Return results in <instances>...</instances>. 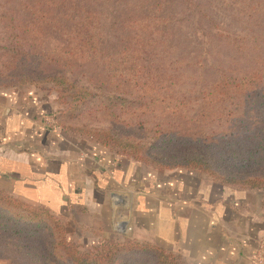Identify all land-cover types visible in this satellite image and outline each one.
I'll use <instances>...</instances> for the list:
<instances>
[{
  "label": "rangeland",
  "instance_id": "374dc122",
  "mask_svg": "<svg viewBox=\"0 0 264 264\" xmlns=\"http://www.w3.org/2000/svg\"><path fill=\"white\" fill-rule=\"evenodd\" d=\"M138 1L0 0V88L15 87L39 98L48 116L47 127L59 128L84 148L100 143L160 169H188L166 168L170 160L187 153L207 157L213 169H196L259 208L264 200V102L256 95L259 88L255 83L249 86L250 91L209 94L213 73L206 72L205 66L213 61L196 23L184 26L182 20L169 22L168 33L171 29L170 34L182 35L187 29L190 37L173 46L166 40L168 48L162 52L171 63L163 64L146 52L134 53L132 61L149 59L145 67L153 70V78L151 73L142 76L138 71L126 75L102 60L127 43L126 21L138 12ZM232 2L214 0L211 8L227 29L225 34L242 36L251 44L264 24L258 28L238 20ZM84 9L101 15L104 40L98 58L74 54V32L80 27L76 15ZM175 10L179 9L168 7L159 14L166 17ZM241 44L236 46L243 48ZM245 53L242 58H246ZM174 58L179 62L173 72ZM238 61L240 70L234 75L242 79L246 74L244 60ZM83 93L85 99L80 98ZM116 96L118 100L112 101ZM195 174L192 177H200ZM158 175L163 176L162 172ZM197 178H192L193 182ZM5 206L7 210L0 205V214L5 217L0 218V249H6L1 264H73L59 244L62 235L82 251L95 252L96 246L107 241L122 244L111 264H159L153 252L130 246L136 241L157 243L135 237L131 223L124 222L119 213L99 221L48 214L38 218L44 214L37 207L13 206L8 201ZM119 212L125 214L126 209ZM118 222H124L123 229L117 228Z\"/></svg>",
  "mask_w": 264,
  "mask_h": 264
},
{
  "label": "crops",
  "instance_id": "0c3cea01",
  "mask_svg": "<svg viewBox=\"0 0 264 264\" xmlns=\"http://www.w3.org/2000/svg\"><path fill=\"white\" fill-rule=\"evenodd\" d=\"M47 119L36 96L0 88V188L64 218L119 213L135 237L189 264H253L264 238V200L252 207L199 169L155 168L100 143L84 148L48 128Z\"/></svg>",
  "mask_w": 264,
  "mask_h": 264
},
{
  "label": "trees",
  "instance_id": "16d2710c",
  "mask_svg": "<svg viewBox=\"0 0 264 264\" xmlns=\"http://www.w3.org/2000/svg\"><path fill=\"white\" fill-rule=\"evenodd\" d=\"M138 2L136 4L138 12L132 14L126 21L129 29V33L125 38V42L127 43L121 45L120 50L117 49L108 56H104V59L102 58L109 68L124 72L126 75L128 72L133 73L135 71L141 72L142 76L151 73L149 77L153 78V70L146 71L145 67L146 63L150 64L149 59L142 57L143 59L139 60L137 57V60L132 61L134 53L137 55L138 52H146L147 56L152 54V56L162 61L163 64L171 63L162 52V48H168L166 40H169V45L173 46L175 42H182L184 39H190V37L189 32H187L189 30L187 29L182 30V35L178 33L170 34L171 29L168 33L166 28H169V22H171V19L175 21L182 20L184 21V26H188L189 24L187 23H196V26L200 28L199 33L206 37L209 44L206 52L213 61L211 65L207 61V65L205 66L206 72L213 73L211 86L208 88L209 94L250 91L249 86L255 83L256 87L259 88L256 95L260 96L263 100L262 102H264V29L259 33V36L253 39L251 43L253 45L251 46L249 42H244L245 38L242 36L235 37L225 34L224 31L227 29L215 17V8H211L214 0H139ZM231 6L239 16L238 20L243 19L247 24L252 23L258 28L264 24V0H233ZM168 7L178 8L179 10L168 12V16L166 17L159 14ZM80 11L81 13L76 15L80 27L74 32L77 37L76 53L74 54L80 57L89 55L93 58H98L101 56V43L104 40V31L100 22L101 15L96 10L84 9ZM233 17L237 16L234 14ZM179 32L182 33L180 29ZM237 43H242L241 46L243 48L237 47ZM135 47L138 48L136 49ZM85 48L88 50H84ZM240 51L241 54H238ZM244 51L246 52V58H242L241 56L242 54L244 55ZM238 58L244 60L243 70L246 74L242 79H238L234 75L235 71L240 70ZM230 61L233 63L229 64ZM178 62V59L174 58L175 65L171 67L173 72L177 70L176 64ZM216 62L217 64L220 62L223 64L217 65L215 64ZM222 65H224L223 68ZM82 92L91 93L88 89H83ZM84 95L83 93L80 98L85 99ZM118 98L116 96L112 101H117ZM169 167L199 168L204 172H209L213 169L211 161L207 157L191 153H187L181 158L170 160L166 168ZM0 201H2L0 205L3 206L4 210H7L5 202L7 203L8 201L13 206L15 204L17 206L37 207L38 211L44 214L38 216V218H46L47 214L62 218L49 207L24 202L2 188H0ZM0 218L5 217L3 214H0ZM31 218H37V216L32 215ZM60 218L56 219L61 222ZM58 228L61 230V227ZM63 236H60L59 244L67 256V261L73 264H111L116 253L123 247L118 242L107 241L100 244V246H96L93 249L96 250L95 252L92 250L82 251L77 243L68 241ZM130 246L153 252L157 256L159 264H187L181 253H174L152 242L136 241L131 243ZM1 250H3V253ZM5 252L6 249H0V257L6 256Z\"/></svg>",
  "mask_w": 264,
  "mask_h": 264
},
{
  "label": "built area",
  "instance_id": "2783aa9c",
  "mask_svg": "<svg viewBox=\"0 0 264 264\" xmlns=\"http://www.w3.org/2000/svg\"><path fill=\"white\" fill-rule=\"evenodd\" d=\"M51 120H54V118L52 117ZM117 225H118L117 228L119 229L124 228L121 222H118ZM252 262L253 264H264V241L258 243Z\"/></svg>",
  "mask_w": 264,
  "mask_h": 264
},
{
  "label": "bare ground",
  "instance_id": "6f19581e",
  "mask_svg": "<svg viewBox=\"0 0 264 264\" xmlns=\"http://www.w3.org/2000/svg\"><path fill=\"white\" fill-rule=\"evenodd\" d=\"M122 224H124V222Z\"/></svg>",
  "mask_w": 264,
  "mask_h": 264
}]
</instances>
